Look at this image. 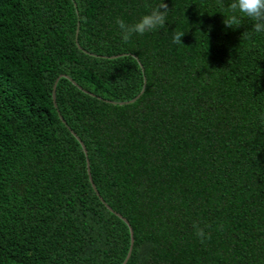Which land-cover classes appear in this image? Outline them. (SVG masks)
Segmentation results:
<instances>
[{
	"label": "trees",
	"instance_id": "obj_1",
	"mask_svg": "<svg viewBox=\"0 0 264 264\" xmlns=\"http://www.w3.org/2000/svg\"><path fill=\"white\" fill-rule=\"evenodd\" d=\"M160 2L0 0V264H264V32Z\"/></svg>",
	"mask_w": 264,
	"mask_h": 264
},
{
	"label": "clouds",
	"instance_id": "obj_2",
	"mask_svg": "<svg viewBox=\"0 0 264 264\" xmlns=\"http://www.w3.org/2000/svg\"><path fill=\"white\" fill-rule=\"evenodd\" d=\"M218 6L225 8L223 0H218ZM169 7L165 0H161L158 6L151 9L140 19L132 24L126 23L123 19L117 18L115 23L119 28L121 40L128 43L134 34L143 35L156 30H162L166 25V17ZM227 16H224L223 23L226 27L237 28L241 26L244 18L250 19L254 23L252 29L259 34L264 32V0H231V3L226 8ZM185 32H175L172 36V42L182 44L181 37ZM195 233L204 242L205 233L198 225H193ZM207 238H210L207 237Z\"/></svg>",
	"mask_w": 264,
	"mask_h": 264
},
{
	"label": "water",
	"instance_id": "obj_3",
	"mask_svg": "<svg viewBox=\"0 0 264 264\" xmlns=\"http://www.w3.org/2000/svg\"><path fill=\"white\" fill-rule=\"evenodd\" d=\"M64 77H66V76H64ZM75 87H77L80 91H82V92H84V93H86V94H88V95H91V96H93V94L92 93H90V92H88L87 90H84L83 88H81L80 86H78L73 80H71L69 77H66ZM53 89H54V85H53V87H52V91H51V97H52V101H53V103H54V99H53ZM141 93V92H140ZM133 101V99H131V100H129V101H127V102H125V103H129V102H132ZM119 104H121V102H119ZM58 117H59V119L64 123V120L61 118V116L60 115H58ZM69 129V128H68ZM70 132H71V134L75 137V139L78 141V143L80 144V146H81V149H82V151H83V153H84V155H86L85 154V148H84V146H83V144H82V142H81V140L75 135V133L73 132V131H71L70 130ZM86 170H87V173H88V168L86 167ZM89 181L91 182V180H90V177H89ZM107 206V205H106ZM107 208L109 209V210H111V208H109L108 206H107ZM112 212H113V210H111ZM117 217H119V218H121L124 222H125V224L127 225V227H128V230H129V237H130V239H129V243H130V245H129V248H128V252H127V255L125 256V259L120 263V264H124L125 263V261H126V259H127V257H128V255H129V253H130V248H131V244H132V231H131V228H130V226H129V224H128V222H127V220L125 219V218H123L121 215H119L118 213H116V212H113Z\"/></svg>",
	"mask_w": 264,
	"mask_h": 264
}]
</instances>
